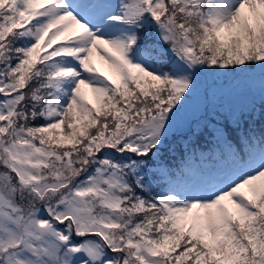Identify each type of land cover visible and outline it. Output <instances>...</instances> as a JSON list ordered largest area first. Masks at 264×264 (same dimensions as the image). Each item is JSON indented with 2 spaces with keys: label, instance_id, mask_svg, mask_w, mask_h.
Masks as SVG:
<instances>
[{
  "label": "snow or ice",
  "instance_id": "1",
  "mask_svg": "<svg viewBox=\"0 0 264 264\" xmlns=\"http://www.w3.org/2000/svg\"><path fill=\"white\" fill-rule=\"evenodd\" d=\"M0 264H264V0H0Z\"/></svg>",
  "mask_w": 264,
  "mask_h": 264
},
{
  "label": "trees",
  "instance_id": "2",
  "mask_svg": "<svg viewBox=\"0 0 264 264\" xmlns=\"http://www.w3.org/2000/svg\"><path fill=\"white\" fill-rule=\"evenodd\" d=\"M216 103H218V104H228L226 101H223L221 98L220 99H218L217 101H215ZM261 121L260 120H257L256 121V128L259 130L260 129V127H261Z\"/></svg>",
  "mask_w": 264,
  "mask_h": 264
},
{
  "label": "rangeland",
  "instance_id": "3",
  "mask_svg": "<svg viewBox=\"0 0 264 264\" xmlns=\"http://www.w3.org/2000/svg\"><path fill=\"white\" fill-rule=\"evenodd\" d=\"M97 66H98V67H101V65H100V62H99V61H97ZM89 98H91V97H89ZM221 98H222V100H225V101L229 102V100H230L231 96H229V95H224V96H223V97H221ZM236 101H238V100H236Z\"/></svg>",
  "mask_w": 264,
  "mask_h": 264
},
{
  "label": "water",
  "instance_id": "4",
  "mask_svg": "<svg viewBox=\"0 0 264 264\" xmlns=\"http://www.w3.org/2000/svg\"><path fill=\"white\" fill-rule=\"evenodd\" d=\"M234 98H237L238 102H239L240 100L243 99L242 97H239V96H235V95H233L232 103L235 102V101H234Z\"/></svg>",
  "mask_w": 264,
  "mask_h": 264
}]
</instances>
